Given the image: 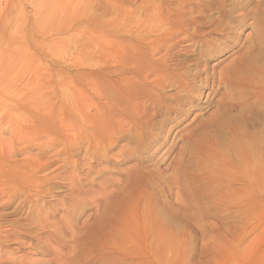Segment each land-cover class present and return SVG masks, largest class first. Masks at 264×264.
Listing matches in <instances>:
<instances>
[{"label":"rangeland","instance_id":"obj_1","mask_svg":"<svg viewBox=\"0 0 264 264\" xmlns=\"http://www.w3.org/2000/svg\"><path fill=\"white\" fill-rule=\"evenodd\" d=\"M0 264H264V0H0Z\"/></svg>","mask_w":264,"mask_h":264},{"label":"bare ground","instance_id":"obj_2","mask_svg":"<svg viewBox=\"0 0 264 264\" xmlns=\"http://www.w3.org/2000/svg\"><path fill=\"white\" fill-rule=\"evenodd\" d=\"M107 2H108V1H107ZM107 2H106V3H107ZM103 5H104V4H103ZM104 6H105V5H104ZM138 42H139V41H138ZM153 43H154V42H153ZM138 44H139V43H138ZM133 45H134V44H133ZM136 45H137V44H136ZM141 45H142V44H141ZM139 47H140V46H139ZM151 47H152V44H151ZM153 47H155V45H153ZM156 47H157V46H156ZM127 48H128V47H127ZM148 48H149V47H148ZM157 48H158V47H157ZM139 49H140V48H139ZM152 49H153V48H152ZM155 49H156V48H155ZM135 50L139 51V50L136 49V48H135ZM158 50H159V49H157V51H158ZM137 51H136V52H137ZM154 51H155V50H154ZM154 51H153V52H154ZM129 52H130V51H129ZM151 52H152V51H151ZM144 53H145V52H144ZM144 53H143V56H144ZM141 54H142V52H141ZM257 55H259V54H256L255 56H257ZM134 56H135V55H134ZM141 56H142V55H140V51L137 52L136 60H141V59H140V58H142ZM152 56H153V55H152ZM126 57H127V56H126ZM125 59H126V58H125ZM145 59H146V58H145ZM252 59H253V58H252ZM142 61H145V60H142ZM162 61H163V60H162ZM250 61H251V60H250ZM139 62H140V61H139ZM142 63H143V62H142ZM145 63H146V62H145ZM149 63H150V62H149ZM138 64H139V63H138ZM150 64H151V63H150ZM155 64H156V62H154V63L152 62L151 65H155ZM163 64H164V63H163ZM165 64H166V63H165ZM148 65H149V64H148ZM157 65H158V64H157ZM119 66H120V65H119ZM138 66H139V65H138ZM144 66H145V64H144ZM146 66H147V65H146ZM161 66H162V65H161ZM117 67H118V66H117ZM142 67H143V66H140V69H141ZM149 67H150V65L148 66V69H150ZM155 67H157V66H155ZM155 67H154V69L157 70ZM162 67H163V66H162ZM162 67H161V68H162ZM248 67H249V66H248ZM151 68L153 69V67H151ZM255 68H256V67H255ZM130 69H131V68H130ZM148 69H147V71H148ZM164 69H165V67H164ZM166 69H167V68H166ZM150 70H151V69H150ZM121 71H122V70H121ZM129 71H130V70H129ZM133 71H134V70H133ZM133 71H132V72H133ZM142 71H143V70H142ZM147 71H146V72H147ZM135 72H136V71H135ZM157 72H158V70H157ZM162 72H163V71H162ZM164 72H166V71H164ZM167 72H168V71H167ZM167 72H166V73H167ZM125 73H126V72H125ZM125 73H124V74H125ZM139 73H140V71H139V72L137 71V72L135 73V75H132L131 77H128V78L125 77L126 79H124V80H122V79H123V78H122L121 81H122V82L124 81L123 83L126 84V82H125L126 80H131V81H133V78H134L133 76H136L135 79H138V80H139L140 77L142 78V76H140V74L143 73V72H141L140 74H139ZM147 73H148V72H147ZM147 73H146V74H147ZM109 74H110V73H109ZM128 74H129V73H128ZM132 74H134V73H132ZM146 74H145V75H146ZM145 75L143 74L144 77H145ZM162 75H166V74H165V73H164V74L162 73ZM106 76H107V75H106ZM166 76H167V75H166ZM110 77H111V76H110ZM161 77H162V76H161ZM164 77H165V76H164ZM107 78H109V77H107ZM111 78H112V77H111ZM111 78H109V79H111ZM117 78H118V77H117ZM146 78H147V77H146ZM148 79H149V78H148ZM144 80H145V79H144ZM144 80H143V81H144ZM160 80H163V79H160ZM103 81H104V80H103ZM119 81H120V80H119ZM119 81H117V82H119ZM121 81H120V82H121ZM139 81H140V80H139ZM163 81H164V80H163ZM109 82H110V81H109ZM111 82H113V81H111ZM114 82H115V81H114ZM128 82H129V81H128ZM151 82H152V81H151ZM155 82H156V81H154V83H155ZM137 83H138V82H135V81L132 82V85H133L132 87H133V89H132V87L130 86V84L127 85V86H130V87H131V89L129 88V89H130V92H131V90H132V93H134V92L137 93V92H138V93H137L138 95H139V93H140V94H144V93H146V94H148V95H150V96L152 95L153 89H152V91H150V90H149V87H148V89H146V88H143V86H140V85L137 84ZM157 83H158V82H157ZM157 83H156V84H157ZM109 84H110V83H107L108 86H109ZM113 84H115V83H113ZM156 84H155V85H156ZM102 85H103V84H102ZM111 85H112V84H111ZM137 85H139L140 87L137 86ZM146 85H147V84H146ZM158 85H160V84H158ZM105 86H106V85H105ZM117 86H118V84H117ZM120 86H121V85H120ZM127 86H126V88H127ZM134 86H137V90H136V87H135V90H136V91H134ZM147 86H148V85H147ZM156 86H157V85H156ZM103 87H104V85H103ZM103 87H102V90H101V88L99 89V90H101V93L97 94V95H99V96L101 97V99L103 100V106L105 105V107L108 108L107 110H105L106 108L103 107L102 104H101V106L103 107V112L107 114V112H110V111H111V110L108 111L109 109H111L110 107L113 106V108H114V109H113V113H114V114H116L117 112H120V113H118L119 115L122 114V115H126V116L129 117V116L133 113V112L130 113V112H131V109H130V108H131L132 106L129 107V105H131V104H130V103H129V105L127 104V103H128V102H127L128 99H127V100L125 99V98H126V95H125V93L123 92V89H122L121 92H115L114 89L112 90L110 86H109V87H104V88H103ZM138 87H139V89H138ZM120 88H121V87H120ZM152 88H153V87H152ZM97 89H98V88H97ZM129 89L127 90V92L129 91ZM116 90H117V89H116ZM148 90H149L150 92H148ZM157 90H158V89H157ZM159 90H160V89H159ZM127 92H126V94H127V96H128L129 93H127ZM154 92H156V91H154ZM159 92H161V90H160ZM132 93H131V94H132ZM150 93H151V94H150ZM157 94H158V92H157ZM159 94H160V93H159ZM161 94H162V92H161ZM163 94H164V93H163ZM163 94H162V95H163ZM90 95H91V93H90ZM87 96H88V95H87ZM85 97H86V96H85ZM94 97H95V96H94ZM138 97L140 98V96H138ZM91 98H93V96H92ZM95 98H96V97H95ZM119 98H120L121 100H123V104H122V106H119V107H118V106H116L117 104H116V105H112V104H111V103L113 102V100H116V99H119ZM141 98H142V97H141ZM160 98H161V97H160ZM96 99H97V98H96ZM91 100H92V99H91ZM98 100H99V99H98ZM133 100H134V99H133ZM138 100H139V99H138ZM114 102H115V101H114ZM120 102H121V101H120ZM126 102H127V103H126ZM72 103H73V102H72ZM93 103H94V102H93ZM99 103H101V102L98 101V103H94V105H95V104H99ZM132 103H134V102H132ZM137 103H139V102H137ZM224 105H225V103H224ZM224 105H223V106H224ZM98 106H99V105H98ZM101 106H100V107H101ZM135 106H136V104H135ZM102 107H101V108H102ZM133 107H134V106H133ZM133 107H132V109H133ZM93 108H97V106H96V107H93ZM93 108H92V109H93ZM220 108H221V107H220ZM97 109H98V108H97ZM97 109H96V110L94 109V110L97 111ZM137 109H139V108H137ZM222 109H223V108H222ZM133 110H134V109H133ZM99 111H102V110H99ZM134 111H135V110H134ZM219 111H220V110H219ZM228 111H229V109H228ZM136 112H137V111H136ZM220 112H221V111H220ZM111 113H112V112H111ZM224 113H225V112H224ZM97 114H98V113H97ZM99 114L102 115L101 113H99ZM216 114H217V113H216ZM219 114H220V113H219ZM225 114H226V113H225ZM227 114H228V113H227ZM227 114H226V116H227ZM95 115H96V114H95ZM104 115H105V114H104ZM110 115H111V114H110ZM133 115H134V114H133ZM217 116H220V115H216V117H217ZM222 116H223V115L221 114L220 117H222ZM101 117H102V116H101ZM128 117H127V118H128ZM130 117H132V115H131ZM216 117H214V121H215V118H216ZM104 118H106V117H104ZM211 118H212V117H211ZM231 118H232V117H231ZM212 119H213V118H212ZM229 119H230V118H229ZM218 120H219V119H218ZM228 121H229V120H228ZM232 121H233V118H232ZM210 122H211V121H210ZM216 122H217V120H216ZM225 123H228V122H225ZM225 123H223L222 126H223ZM215 124H216V123H215ZM228 124H229V123H228ZM225 125H226V124H225ZM216 126H218V125H216ZM223 127H224V126H223ZM219 128H220V127H219ZM219 128L217 127L216 130H219ZM225 128H226V127H225ZM212 129H213V128H211V129H207V130H209V132H210ZM214 130H215V129H214ZM214 130H213V131H214ZM216 130H215V131H216ZM199 131H200V130H199ZM216 132H217V131H216ZM220 132H221V131H219L218 134H221ZM210 133L213 134V132H210ZM214 133H215V132H214ZM223 134H224V133H223ZM206 136H207V135H206ZM133 137H134V136H133ZM219 138H220V137H219ZM217 140H218V139H217Z\"/></svg>","mask_w":264,"mask_h":264}]
</instances>
